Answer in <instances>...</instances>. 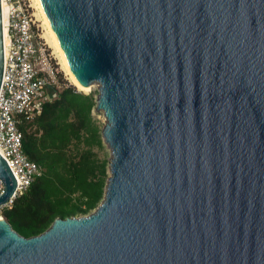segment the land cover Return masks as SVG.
Instances as JSON below:
<instances>
[{
	"label": "water",
	"instance_id": "water-1",
	"mask_svg": "<svg viewBox=\"0 0 264 264\" xmlns=\"http://www.w3.org/2000/svg\"><path fill=\"white\" fill-rule=\"evenodd\" d=\"M33 1L71 84L97 85L108 175L39 234L1 217L0 264H264V0ZM17 180L0 154V205Z\"/></svg>",
	"mask_w": 264,
	"mask_h": 264
},
{
	"label": "trees",
	"instance_id": "trees-1",
	"mask_svg": "<svg viewBox=\"0 0 264 264\" xmlns=\"http://www.w3.org/2000/svg\"><path fill=\"white\" fill-rule=\"evenodd\" d=\"M95 94L49 84L39 113L18 124L22 152L40 169L0 211L19 235L39 234L55 217L88 214L101 200L108 173L96 151L103 145L102 124L92 114Z\"/></svg>",
	"mask_w": 264,
	"mask_h": 264
},
{
	"label": "built area",
	"instance_id": "built-area-1",
	"mask_svg": "<svg viewBox=\"0 0 264 264\" xmlns=\"http://www.w3.org/2000/svg\"><path fill=\"white\" fill-rule=\"evenodd\" d=\"M31 1L5 0L8 54L0 77V154L4 155L18 180L12 195L0 205V211L9 207L40 173L39 167L22 152L18 129L21 120H30L39 113L45 87L49 85L47 72L39 66L40 52L34 40Z\"/></svg>",
	"mask_w": 264,
	"mask_h": 264
},
{
	"label": "rangeland",
	"instance_id": "rangeland-1",
	"mask_svg": "<svg viewBox=\"0 0 264 264\" xmlns=\"http://www.w3.org/2000/svg\"><path fill=\"white\" fill-rule=\"evenodd\" d=\"M31 12L33 13L32 19L35 45L40 52L39 66H42L45 72H47V75L49 76V84L54 85V87L56 88H61L63 85H71L76 90H78L74 85L71 84L65 73L60 68L59 64L55 61V57L52 55V51L47 47L46 41L41 37V33L38 31L41 27L35 22V15L38 13V8L36 7V4L33 0L31 1ZM89 91H96V85L93 84L87 92ZM92 114L98 120L99 123L103 124L104 119L100 111L92 110ZM102 145L103 146L101 149L96 150L97 155L100 158L104 157L108 160V158L110 157L109 151L104 143H102ZM0 217H2L1 212Z\"/></svg>",
	"mask_w": 264,
	"mask_h": 264
},
{
	"label": "bare ground",
	"instance_id": "bare-ground-1",
	"mask_svg": "<svg viewBox=\"0 0 264 264\" xmlns=\"http://www.w3.org/2000/svg\"><path fill=\"white\" fill-rule=\"evenodd\" d=\"M35 3V2H34ZM36 4V3H35ZM36 7L38 8V5L36 4ZM47 43V42H46ZM95 84V83H93ZM96 85V84H95ZM97 86V85H96ZM92 87V85L90 86H82V87H76L79 91H82L84 93H86L90 88ZM1 218V217H0Z\"/></svg>",
	"mask_w": 264,
	"mask_h": 264
}]
</instances>
